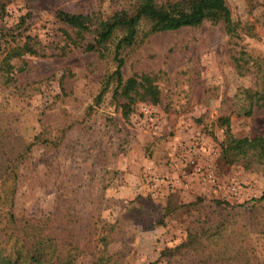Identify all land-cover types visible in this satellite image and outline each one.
Wrapping results in <instances>:
<instances>
[{
	"label": "rangeland",
	"instance_id": "rangeland-1",
	"mask_svg": "<svg viewBox=\"0 0 264 264\" xmlns=\"http://www.w3.org/2000/svg\"><path fill=\"white\" fill-rule=\"evenodd\" d=\"M133 2H8L4 22L31 14L23 34L52 54L14 59L11 80L0 55V131L11 132L2 152L33 143L16 212L48 219L62 242H78V264H94L104 234L120 264H264V165L228 163L220 122L230 117L237 138L264 135V105L250 116L239 111L242 88L264 84V0H227L233 34L206 21L142 35L125 53L123 76L155 75L161 100L138 101L126 119L112 85L96 99L116 69L111 45L104 57L74 48L62 55L66 26L56 12L110 15Z\"/></svg>",
	"mask_w": 264,
	"mask_h": 264
},
{
	"label": "trees",
	"instance_id": "trees-1",
	"mask_svg": "<svg viewBox=\"0 0 264 264\" xmlns=\"http://www.w3.org/2000/svg\"><path fill=\"white\" fill-rule=\"evenodd\" d=\"M9 1L0 0V55L5 51L2 68L9 74L7 79L11 80L14 59L25 56L44 58L52 54L45 52L38 36L23 34L31 24V14L20 16L13 27L4 22L8 15ZM23 1L28 3L34 0ZM226 2L227 0H134L130 6L121 5L110 15L101 11L84 15L58 10L56 18L66 26L61 29V41L64 43L59 47V51L63 55L69 48H74L85 52H98L104 57L111 45L116 69L108 75L96 99L97 103H100L102 96L112 85V98L115 101H124L120 103V107L124 118L127 119L138 101L158 104L161 97L156 77L151 73L124 79L126 51L136 47L142 35L146 38L157 33L176 32L185 27L200 26L206 21L222 23L227 33L233 34L231 10ZM237 68L240 73H245V66L239 60ZM239 94L247 102L242 110H239L240 113L250 116L256 108L264 105V84L255 90L242 88ZM220 122L227 128L226 139L222 144V154L226 161L230 164L243 162L247 167H262L264 135L237 138L231 134L230 117L222 118ZM10 134L9 129L0 131V264H78L83 250L78 242H62L59 233L49 231L48 219L36 221L18 216L17 179L25 154L32 149L33 143L18 152L12 151L13 153L7 156L2 152L6 140L3 138H10ZM261 201H264V194ZM108 236L104 234L100 237L106 244L95 257L94 264H120L114 259L107 245Z\"/></svg>",
	"mask_w": 264,
	"mask_h": 264
},
{
	"label": "built area",
	"instance_id": "built-area-1",
	"mask_svg": "<svg viewBox=\"0 0 264 264\" xmlns=\"http://www.w3.org/2000/svg\"><path fill=\"white\" fill-rule=\"evenodd\" d=\"M208 172L209 173L207 175V178H208L207 180L210 181L211 183H214L216 178L214 177L211 170H208ZM231 189H233L232 191L234 194H238V190L234 186Z\"/></svg>",
	"mask_w": 264,
	"mask_h": 264
}]
</instances>
